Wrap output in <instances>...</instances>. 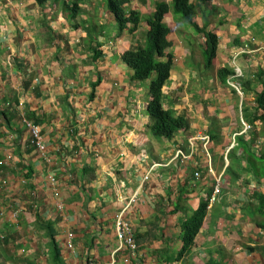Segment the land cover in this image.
<instances>
[{
  "label": "crops",
  "instance_id": "0c3cea01",
  "mask_svg": "<svg viewBox=\"0 0 264 264\" xmlns=\"http://www.w3.org/2000/svg\"><path fill=\"white\" fill-rule=\"evenodd\" d=\"M159 1L172 3L132 0L127 8L140 12L142 22L136 32L119 34L107 0L80 1L77 13L75 0L42 6L0 0V176L8 179L0 185V236L6 234L0 264H105L113 258L115 264H264V175H256L242 149L243 157L233 160L229 152L224 158L241 136L258 155L264 125L234 138L241 117L247 114L248 122L254 115L255 96L241 99L217 75L230 66L241 69L244 80L264 78V0L202 4L195 21L201 28L207 23L219 39L209 73L204 34L179 14L165 16L173 66L164 106L190 122L172 139L153 136L150 80H132L123 60L127 50L146 45L147 18ZM27 122L40 126L44 152L30 142ZM203 133L211 137L223 191L209 205L191 250L179 256L182 223L214 187L202 142H189ZM179 150L189 157H177ZM134 197L124 216L139 250L115 254V218ZM14 205L24 209L18 223L8 219ZM70 231L72 249L66 246Z\"/></svg>",
  "mask_w": 264,
  "mask_h": 264
},
{
  "label": "trees",
  "instance_id": "16d2710c",
  "mask_svg": "<svg viewBox=\"0 0 264 264\" xmlns=\"http://www.w3.org/2000/svg\"><path fill=\"white\" fill-rule=\"evenodd\" d=\"M39 5H45L50 0H35ZM83 0H75L71 10L77 13L79 10V2ZM132 0H107L108 9L113 13L118 25V33L124 31L134 33L138 30L142 15L135 10H129L127 5ZM212 0H172V3L159 1L155 3V11L151 17L147 18L149 30L146 34L147 42L143 48L129 49L123 54V60L133 71L131 79L134 81L150 80L149 92L151 100L147 106V112L151 119L149 125L153 136L157 138L172 139L180 132H185L190 128V122L184 116H176L175 113L164 106L163 90L167 82L170 80L173 55L168 52V48L172 46L169 40L171 28L165 22V16L170 12L181 15V17L190 23L198 32L205 36V49L203 57L205 62L206 73L214 71V60L217 56L219 39L218 35L212 31H207L205 27L201 28L196 23L195 18L200 14L202 4L208 9ZM213 8V6L211 7ZM205 9V11H206ZM213 10V9H212ZM203 13V16L212 15ZM235 73L234 68L226 66L217 71L218 78L222 83L226 84L227 80ZM263 76V75H262ZM242 89L247 94L252 92L255 96V112L252 118H248V122L254 125L260 123L264 125V78L247 79L242 81ZM259 87H262L259 91ZM246 113V112H245ZM247 118V114L244 116ZM242 149L244 154L250 158V165L254 168L257 176L264 175V149L258 155L251 153L250 146L244 136L239 137L238 145L231 151V159L234 160L243 157L239 150ZM245 149V151H244ZM259 161L263 165L259 166ZM234 163V161H233ZM233 169V168H232ZM232 169L228 170L230 173ZM264 198L261 203L264 206ZM209 200L202 201L197 210L189 216L181 225L182 246L179 256H183L191 250L195 239L199 234L204 220L207 215ZM261 225V224H260ZM264 228V224L261 225ZM51 237H54L52 229ZM54 240V239H53ZM55 241V240H54ZM56 256L60 257L59 247L56 246Z\"/></svg>",
  "mask_w": 264,
  "mask_h": 264
},
{
  "label": "built area",
  "instance_id": "2783aa9c",
  "mask_svg": "<svg viewBox=\"0 0 264 264\" xmlns=\"http://www.w3.org/2000/svg\"><path fill=\"white\" fill-rule=\"evenodd\" d=\"M263 59H264V54H263ZM240 77H242V71H241V69L236 68L235 75L228 80V84H229V86H231L232 88H234L236 90V92L238 93V95L242 99L244 97V92L241 88V84L239 81ZM27 125H28V128L30 130V134H31L30 142L40 152H44L46 150V146H45V142L43 139V135H42V131H41L40 126L38 124H35L32 122H27ZM252 128H253L252 124L245 121V119L243 117H241V126H240L239 131L236 133V135H234V138L237 135L248 134L249 132H251ZM196 140H199L202 142L203 151L208 158L209 171H210L211 175H213L214 187H213V194H212V197L210 199L211 203H212L217 199V196L219 194H221L223 191V174L217 173L213 168L212 152H211V148H210V144H211L210 135L207 133H203V134L198 135L195 139H190L189 142L191 144L195 145ZM234 144H235V140H233V143L231 144V146L226 150V155L224 157L225 161H228L227 155L230 152V150L234 147ZM177 157H183L184 159H187L189 156L185 155L182 150H179L177 153ZM12 160H13L12 152L7 151L5 161L11 162ZM51 181H52V184L56 185V180L54 177L51 178ZM7 184H8V179L2 178V176H0V185L4 186ZM54 195H55L56 200H58L57 208L59 211H62L63 210V203L60 200V191L58 190V188H56L54 190ZM134 199H135V197L132 198L130 203L128 205H126V207L115 218V234H116V238L118 240V247L114 251L115 254H117L120 251H124V250L133 254V253L138 252V250H139V246H138V243L136 240V236H135V232L133 230L132 224L124 216L126 210L129 208V206L134 201ZM23 210L24 209L21 206L14 205V207L12 208V210L9 213V217H8L9 221L11 223H18L20 216L23 213ZM66 246L69 249H72L74 246V233L72 231L67 233ZM124 262L129 263L130 259L128 257H126V258H124ZM115 263H116V260L113 258L110 263H105V264H115ZM92 264H98V263H92Z\"/></svg>",
  "mask_w": 264,
  "mask_h": 264
},
{
  "label": "clouds",
  "instance_id": "9594fccd",
  "mask_svg": "<svg viewBox=\"0 0 264 264\" xmlns=\"http://www.w3.org/2000/svg\"><path fill=\"white\" fill-rule=\"evenodd\" d=\"M170 12H171V11H170ZM234 71H236V68H234ZM234 75H235V73H234ZM234 75H233V76H234ZM233 76H231L230 78H232ZM230 78H229V79H230ZM242 78H243V73H242V77H240V79H239L240 84H242V81H244V79H242ZM229 79H228V80H229ZM228 80H227V83H226V84H227L228 87L232 88L231 86H229V84H228ZM241 88H242V86H241ZM232 89L236 92V90H235L234 88H232ZM242 90H243V89H242ZM243 92H244V91H243ZM236 93H237V92H236ZM237 94H238V93H237ZM244 96H245V92H244ZM245 121H246V120H245ZM250 124H251V123H250ZM230 152H231V151H230ZM212 194H213V192H212ZM212 194H211V195L208 197V199H207V200H209L208 208H209V205L213 204V203L217 200V199H216L214 202L211 203V200H210V199H211V197H212ZM219 195H220V194H219ZM219 195H218V196H219ZM218 196H217V197H218ZM13 207H14V206H12V207L10 208V210H12ZM207 211H208V210H207ZM22 214H23V213H22ZM207 214H208V212H207ZM8 217H9V216H8ZM3 237H4V238H3ZM0 238H1V240H5V239H6V234H5V233H2L1 236H0ZM23 252H24V249H23ZM94 263H95V262H94ZM91 264H92V263H91ZM98 264H99V263H98Z\"/></svg>",
  "mask_w": 264,
  "mask_h": 264
},
{
  "label": "rangeland",
  "instance_id": "374dc122",
  "mask_svg": "<svg viewBox=\"0 0 264 264\" xmlns=\"http://www.w3.org/2000/svg\"><path fill=\"white\" fill-rule=\"evenodd\" d=\"M263 165V162H260L259 161V166L261 167ZM258 210H259V208H258ZM260 212V211H259Z\"/></svg>",
  "mask_w": 264,
  "mask_h": 264
}]
</instances>
